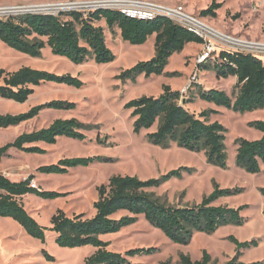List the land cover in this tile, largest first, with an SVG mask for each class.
Masks as SVG:
<instances>
[{
    "label": "rangeland",
    "instance_id": "obj_1",
    "mask_svg": "<svg viewBox=\"0 0 264 264\" xmlns=\"http://www.w3.org/2000/svg\"><path fill=\"white\" fill-rule=\"evenodd\" d=\"M98 1L106 0H0V8L11 9L15 13L0 15V19L15 17L17 9L30 6H48L66 4L71 9L54 11H30L29 13L52 14L67 12L87 13L98 7ZM159 4L181 5L185 10L202 18L217 32L228 37L264 43V0H146ZM220 4L215 17H202L200 12L212 3ZM78 3H92L85 8L74 7ZM94 3V4H93ZM73 4V5H72ZM99 9V8H98ZM103 28L106 46L115 59L106 64H97L88 59L82 64H74L68 59L52 55L48 48L41 56L33 58L5 46L0 41V69L15 72L29 67L57 75L69 74L82 82L80 89L64 84L46 83L34 88V94L24 104H16L0 99L1 115L25 113L34 106L50 101H67L75 104L69 111L45 110L34 120L7 129H0V147L11 143L18 135L40 130L57 119H76L87 125L85 139L76 141L61 137L55 145H43V155L24 154L11 150L9 156L0 161V174L12 182H19L29 175L34 176L31 185L42 191H54L67 195L55 200H43L34 195H25L19 199L24 209L38 225L49 228L50 218L57 210L67 217L82 214L85 218L94 215L93 203L97 200V188L106 185L112 176H135L140 180L156 179L171 170L186 167L190 173H184L181 179H173L158 189L151 190L161 202L169 206L199 204L204 196L210 195L214 186L220 189L238 190L237 193L217 199L213 205L237 209L244 207L240 215L241 225L220 227L213 234L195 233L188 245L171 243L163 234L151 227L143 217L116 234L106 235L102 240L109 242L108 250L123 254L134 248H154L151 256H135L132 264H160L170 261L177 264L179 255H187L191 260H199L206 251L216 264H224L236 253V247L229 241L233 237L238 242L254 241V245L242 251L240 262L250 264L264 261V165L257 174H251L235 164L236 139L248 141L260 139L262 134L248 127V123L264 121V109L239 114L223 107L197 98L199 88L204 91L220 90L233 98L236 79H218L210 69L198 70L196 81L191 76L196 71L195 60L202 44L185 47L181 53L173 54L161 76L145 78L138 76L134 83L122 81L118 76L135 64L148 61L154 56V36L143 45H131L121 40L119 31L114 28L111 34L104 23L96 24ZM263 58V54L250 52ZM171 74V75H169ZM1 84V80H0ZM169 86L178 91L183 100L193 99L185 105L187 110L214 111L211 122H218L225 129L226 168L221 169L207 163L203 152H191L172 144L162 148L150 144L146 135L133 132L130 111L124 105L142 96L157 97L162 87ZM99 157L105 162H96L88 167L70 169L64 175L38 174L40 166L55 164L66 158ZM55 234L46 232L45 244L29 237L12 219L0 218V264H84L86 257L94 253L90 246L69 249L55 244ZM41 250L54 258L47 261Z\"/></svg>",
    "mask_w": 264,
    "mask_h": 264
},
{
    "label": "trees",
    "instance_id": "obj_2",
    "mask_svg": "<svg viewBox=\"0 0 264 264\" xmlns=\"http://www.w3.org/2000/svg\"><path fill=\"white\" fill-rule=\"evenodd\" d=\"M220 7V4L213 2L200 15L215 17V11ZM100 22L104 23L111 34L116 28L121 40L131 45H143L148 38L154 36V56L122 71L118 78L124 82L134 83L141 75L145 78L161 76L173 54L181 53L189 44L203 43L199 37L167 18L136 20L110 9L57 15L25 13L0 19V41L8 48L33 58L40 57L41 51L48 48L52 55L64 57L76 65L88 59L97 64H106L112 62L115 56L106 46L103 28L96 25ZM211 64L218 79H236L233 98L220 90L204 91L197 87L199 100L239 114L264 109L263 58L249 53L222 51ZM203 66L204 69H210L209 66ZM0 80V99L16 104L26 103L34 94V88L42 84H64L75 89H80L83 85L78 78L69 74L57 75L29 67L11 73L0 69ZM192 102L193 99L184 102L180 92L163 86L159 96H142L130 100L124 105V109L130 111L133 132L139 134L150 131L146 139L153 146L169 148L174 144L191 152H203L208 164L225 169L226 129L218 122L210 121V115L214 111H203L198 115L190 113L185 105ZM74 108V103L55 100L34 106L25 113L0 114V129L30 122L45 110L69 111ZM248 127L259 131L262 136L253 141L236 139L235 164L248 173L257 174L264 165V121L250 122ZM86 130L89 127L76 119L54 120L46 128L22 133L11 143L0 147V161L7 158L11 150L43 155L46 151L38 144L55 145L61 137L83 141ZM105 161L107 160L99 157L66 158L55 164L40 166L36 172L43 175H64L70 169ZM190 172L189 168L180 167L149 180H140L135 176H112L106 185L97 188V200L93 203L94 215L91 218H85L82 214L67 217L62 210H57L50 218L49 228L38 225L19 199L25 195H34L43 200H55L67 194L32 188L33 175L22 181L12 182L0 174V218L12 219L29 237L41 244H45L46 232L49 231L55 234V244L61 248H94V253L85 258L84 264H132L129 259L154 255L156 249L134 248L120 254L109 251V242L102 240V237L116 234L135 224L139 217H143L171 243L179 245H188L195 233L210 235L220 227L243 223L240 213L244 207L233 209L213 205L217 199L233 195L238 190L220 189L215 185L213 192L204 196L199 204L175 207L161 202L151 191L170 180L181 179L184 173ZM262 192L264 193V189ZM228 239L235 245L236 253L224 264H245L240 262V256L242 251L254 245V241L238 242L233 237ZM41 253L47 261H54L45 250H41ZM160 264L171 262L167 260ZM177 264L216 263L203 251L201 258L194 261L181 254ZM250 264H264V261Z\"/></svg>",
    "mask_w": 264,
    "mask_h": 264
},
{
    "label": "built area",
    "instance_id": "obj_3",
    "mask_svg": "<svg viewBox=\"0 0 264 264\" xmlns=\"http://www.w3.org/2000/svg\"><path fill=\"white\" fill-rule=\"evenodd\" d=\"M105 3L107 9L115 10L131 19L151 21L157 17L167 18L203 41L201 51L195 60L196 71L190 78L188 88L196 81L198 67L214 62L222 51L249 54L252 51L264 55V43L243 41L223 35L202 18L189 14L181 5L169 6L146 0H106ZM31 187L35 188L33 185Z\"/></svg>",
    "mask_w": 264,
    "mask_h": 264
},
{
    "label": "bare ground",
    "instance_id": "obj_4",
    "mask_svg": "<svg viewBox=\"0 0 264 264\" xmlns=\"http://www.w3.org/2000/svg\"><path fill=\"white\" fill-rule=\"evenodd\" d=\"M90 4H92V3H78L74 7L85 8V7L90 6ZM95 5H98V7L99 6H105L106 3H105V1H98L97 3H95ZM71 8H72V6H70V5L60 4V5H48V6L45 5V6L22 7V8H18L17 10L18 11H54V12H58V11H62V10L65 11V10H68ZM11 13H15V12L11 11V9L0 8V15L11 14ZM229 41L233 42V40H229Z\"/></svg>",
    "mask_w": 264,
    "mask_h": 264
},
{
    "label": "crops",
    "instance_id": "obj_5",
    "mask_svg": "<svg viewBox=\"0 0 264 264\" xmlns=\"http://www.w3.org/2000/svg\"><path fill=\"white\" fill-rule=\"evenodd\" d=\"M187 46L192 47L193 44H189V45H187ZM187 46H186V47H187ZM193 47H194V46H193ZM189 112H190V113H193V114H195V115H198V114H199V113L197 114L196 111L194 112V111L189 110ZM43 145H44V144H38L39 147H41V146L43 147ZM4 177H5V176H4ZM6 178H7V177H6ZM0 251H1V250H0Z\"/></svg>",
    "mask_w": 264,
    "mask_h": 264
},
{
    "label": "water",
    "instance_id": "obj_6",
    "mask_svg": "<svg viewBox=\"0 0 264 264\" xmlns=\"http://www.w3.org/2000/svg\"><path fill=\"white\" fill-rule=\"evenodd\" d=\"M95 8H99V9H107L105 6H99V7H95ZM19 12H23V13H29L30 11H19ZM34 14H39V13H34ZM49 15H52V14H49ZM182 104H184L183 102H182Z\"/></svg>",
    "mask_w": 264,
    "mask_h": 264
}]
</instances>
